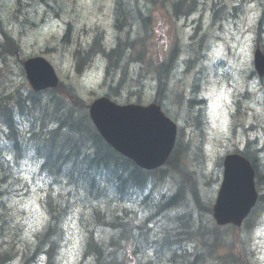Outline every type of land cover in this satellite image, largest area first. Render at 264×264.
Listing matches in <instances>:
<instances>
[{"label":"trees","instance_id":"trees-1","mask_svg":"<svg viewBox=\"0 0 264 264\" xmlns=\"http://www.w3.org/2000/svg\"><path fill=\"white\" fill-rule=\"evenodd\" d=\"M212 8L214 20L231 16L228 14L232 9H225L223 4L214 3ZM257 8V38L264 53V0H257ZM168 69L159 68L157 73L156 102L167 90ZM192 93L191 105L198 102L197 86L193 85ZM33 97V101L18 99L13 105L0 100V240L14 231L9 226L8 230L4 229L3 224L9 225L16 208L12 205L10 209L9 195L18 192L16 181L5 163L6 152L14 153L18 159L28 152L40 163L39 175L49 185L41 203L47 220L36 237L40 239L38 247H47L45 253L50 258L56 257L59 241L64 237V221L72 209L70 204L75 201L76 205L84 206L83 222L87 219L92 223L87 228L89 237L83 238V252L90 264H122L129 247L140 253L136 255L139 258L137 264H209L212 261L210 247L189 244H201L207 237L215 244L217 229L203 220L198 223L190 214L185 193L188 179L176 157L169 163L178 168L177 173L174 169L170 174L163 173L178 187L173 193L162 192L158 189V181L163 174L158 178L156 172L141 170L111 149L93 128L84 109L64 105L54 98L44 99L34 93ZM13 112L25 117L29 130L19 128ZM262 153L264 149L255 147L249 156L260 191L257 208L264 206ZM190 192L194 202L204 209L193 182ZM244 224H252L251 215ZM100 230L104 231L105 237L95 241L93 237ZM13 233L16 235L15 231ZM189 239L191 242L186 243ZM15 240L18 242L19 238ZM9 252L11 249L1 252V260L11 255Z\"/></svg>","mask_w":264,"mask_h":264},{"label":"rangeland","instance_id":"rangeland-1","mask_svg":"<svg viewBox=\"0 0 264 264\" xmlns=\"http://www.w3.org/2000/svg\"><path fill=\"white\" fill-rule=\"evenodd\" d=\"M224 2L228 9H232L236 6V9H232L229 18L221 20L214 27H211V6L214 2ZM205 10L200 11V15H194L188 20V26L182 28V22H175L173 19H167L165 22V30L168 36L167 43L171 39L176 38V44L182 50L181 59L186 60L188 58L187 53L184 51V47L189 43L188 37L194 33V29L200 26V32L197 39L202 38V43L206 49V62L203 61L204 50L195 55V62L197 64L195 68L191 70L190 74H183L180 76H174L176 67H174L171 81L173 97L177 92H186L189 84L192 81L193 75L199 71L202 67H205L204 71V85L203 95L206 98V123L204 132L202 135V152L203 162L205 165L197 164L194 161L189 163L192 170L196 171L200 177V189L201 200L203 203L210 204L214 202V195L216 194L219 186L218 180V167L217 161L222 159L229 151H233L235 145H242L243 138L236 137L232 131H227L224 127L225 123L230 126L231 114H236V106L234 105V96L238 95L237 90H246L245 97L240 99L239 103V119L235 122H239L240 127L236 130L237 135H240V131L245 132L244 127H250L252 125L260 126V129L256 133L251 131L250 135L253 137L256 134L263 139L262 128H264V82H260L250 75L252 72V54L254 48V29L256 24V18L258 16L257 0H249L242 2V0H205ZM106 7H104V10ZM160 12L157 10L155 16L154 31L156 32V25L160 24L161 18ZM203 15V16H202ZM5 19H8L7 13H2ZM81 26V23H79ZM94 25L103 27V18L93 21ZM7 30L17 39L20 40V46L24 54L39 53L44 50L46 45H51V39H48L43 29L37 31H27L23 37H20L19 27L7 26ZM0 30V34H1ZM74 45L71 47L73 48ZM22 54H20V58ZM47 59H52V66L59 68L61 65L63 73L69 74L67 67L62 64L59 57V53L45 54ZM214 64L217 66L214 67ZM183 69V68H182ZM249 71V72H248ZM59 78L62 79L63 75L59 72ZM99 74L92 73V79L90 83L96 81L99 84L101 81L97 79ZM149 79L151 74L147 75ZM248 76L251 77L250 81ZM7 83L9 89L16 85H20L25 91L28 84L20 71V62L14 55L6 58H0V83ZM71 83L84 95L86 100L94 97V90H90V83L87 82V78L81 79L77 77L70 78ZM82 80V81H81ZM0 84V86H1ZM155 84V83H154ZM1 92V91H0ZM98 92V91H97ZM92 95V96H91ZM121 101V100H119ZM122 102V101H121ZM172 107H169L171 109ZM223 120L222 123L220 120ZM184 125V124H183ZM190 128L187 126L188 139L197 144L198 138L191 134ZM231 130V129H230ZM231 138V139H230ZM16 178L22 181L18 189L17 196L14 197L11 202L15 205L13 216L15 223L24 228L22 238L29 239L31 242L34 235L41 228L45 216L40 204L41 194L48 188L47 181L39 180L38 175V163L26 158L21 161L17 167L13 169ZM197 175V174H196ZM24 186V187H23ZM169 187V184L165 183V188ZM212 201V203H210ZM258 222H262L264 225V211L257 217ZM68 222V224H67ZM65 227L66 232L63 240L59 241L58 248V264H87V261H82L80 250V237L78 232L77 221L74 216L68 218ZM9 225L3 224L4 229ZM252 231L247 232L245 229H241L233 232V239H241L244 243H247L248 249L252 250L254 257L258 258L260 263L264 264V228H252ZM8 241L9 239H5ZM7 249L8 246L4 240H0V251ZM13 252H16L17 261L22 252V248L18 244L13 246ZM220 254L224 253L223 249L219 250ZM42 254L32 253V257H39ZM241 259L245 257L241 256ZM257 259V260H258ZM248 262L250 261L247 258ZM254 259H251L253 261ZM246 264V263H245Z\"/></svg>","mask_w":264,"mask_h":264},{"label":"water","instance_id":"water-1","mask_svg":"<svg viewBox=\"0 0 264 264\" xmlns=\"http://www.w3.org/2000/svg\"><path fill=\"white\" fill-rule=\"evenodd\" d=\"M255 64L262 76L264 57L258 48ZM25 66L28 78L35 84L42 83L50 76V69L41 60H31ZM90 116L107 143L142 168L153 169L160 166L173 146L175 129L153 106L121 107L101 98L91 106ZM255 198L253 171L249 163L239 156L226 157L223 181L213 206L216 223L239 226Z\"/></svg>","mask_w":264,"mask_h":264},{"label":"bare ground","instance_id":"bare-ground-1","mask_svg":"<svg viewBox=\"0 0 264 264\" xmlns=\"http://www.w3.org/2000/svg\"><path fill=\"white\" fill-rule=\"evenodd\" d=\"M43 107V106H42ZM33 113V112H32ZM96 198V197H95ZM102 211V210H101ZM108 216V215H107ZM94 229V228H93ZM40 254H42V253H40ZM43 255V254H42Z\"/></svg>","mask_w":264,"mask_h":264},{"label":"clouds","instance_id":"clouds-1","mask_svg":"<svg viewBox=\"0 0 264 264\" xmlns=\"http://www.w3.org/2000/svg\"><path fill=\"white\" fill-rule=\"evenodd\" d=\"M261 227L264 228V225H262Z\"/></svg>","mask_w":264,"mask_h":264}]
</instances>
